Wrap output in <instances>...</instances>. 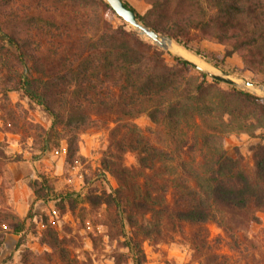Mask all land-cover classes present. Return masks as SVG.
Masks as SVG:
<instances>
[{
    "label": "trees",
    "instance_id": "obj_1",
    "mask_svg": "<svg viewBox=\"0 0 264 264\" xmlns=\"http://www.w3.org/2000/svg\"><path fill=\"white\" fill-rule=\"evenodd\" d=\"M122 1L143 25L213 67L237 55L264 86V0H142L148 5L143 13ZM202 41L219 43L223 53L192 47ZM165 53L106 0H0L2 121L40 151L58 150L64 141L66 163L73 166L80 135L112 117L101 168L117 185L83 200L92 223L106 226L108 241L116 242V264L125 258L145 264L143 242L173 234L201 264H232L222 247L244 264H264V251L256 254L249 234L257 213H264V144L253 149L252 170L239 152L231 156L224 147L231 133L255 137L264 129V97L214 79L170 52L168 62ZM10 91L43 107L50 126L24 118ZM141 115L153 128L135 122ZM126 152L135 154L136 165L124 164ZM33 191L43 201L55 193L43 175ZM69 195L74 213L78 199ZM32 218L31 212L21 218L11 209L0 211V253L8 233L19 235L16 247L25 243ZM209 223L223 235L212 237ZM43 225L39 241L50 251L26 249L21 264H42L54 255L79 264L69 256L68 240L47 221ZM102 241L91 236L94 248Z\"/></svg>",
    "mask_w": 264,
    "mask_h": 264
},
{
    "label": "rangeland",
    "instance_id": "obj_2",
    "mask_svg": "<svg viewBox=\"0 0 264 264\" xmlns=\"http://www.w3.org/2000/svg\"><path fill=\"white\" fill-rule=\"evenodd\" d=\"M127 1L139 13H143L148 7L142 0ZM114 22H118V20L115 19ZM192 47L200 48L207 54L221 55L224 51V47L215 41H202ZM181 49L186 50L182 46ZM164 51L166 60L172 62V57L167 54L170 51ZM196 57L210 65L204 59ZM219 69L228 71L234 77L251 80L262 90L252 91L247 87L240 86L255 95L264 97V86L258 84L259 76L245 67L237 55L228 57L222 68ZM8 96L12 103L20 105L18 111L29 122L39 124L45 129L50 126L52 119L43 107L30 101L20 92L10 91ZM111 118L105 119L106 124L100 122L99 127L89 128L80 135V159L70 166L66 163L64 141H61L58 150L40 151L30 137H23L20 132L7 130L0 112V151L4 153V156L0 153V211L11 209L21 218H25L29 212L33 216V223L31 225L28 223L24 233L25 243L23 245L16 247L19 235L12 233L6 235L1 248L0 264H21L22 252L26 249L42 255L50 251L46 245L39 241L45 221L52 225L60 237H65L68 240L66 247L69 256L78 259L79 264H116L113 258V252L117 249L116 242L108 241L106 226L92 223L88 211L89 206L83 200L86 195L108 192L117 185L115 179L101 168L103 153L109 146V128L113 126ZM135 122L143 129L153 128L152 122L145 115L136 118ZM257 134L255 137H249L245 133L234 132L227 135L224 140V147L228 153L231 156H236V152H239L243 162L250 170L253 169V149L264 144V129L257 131ZM124 164L127 166L136 165L135 154L126 152ZM41 175L45 176L55 190L53 197L44 201L37 200L33 191L34 183L40 180ZM60 194L62 195L60 196ZM66 195H69L71 199H78L74 213L71 211V205L68 203ZM257 215L259 222L251 226L249 234L256 239L258 247L256 254H259L264 251L262 232L264 213L258 212ZM207 227L212 237L223 235L222 230L215 224L209 223ZM91 236L102 237L103 241L99 247L92 246ZM142 246L146 254L145 264H201L193 255L188 244L178 234H173L172 239L162 240L158 243L145 240ZM118 250L126 251L124 248H118ZM219 251L230 255L232 264H244L237 254L230 252L226 247H222ZM42 264L66 263L54 255L51 261L44 260ZM121 264H132V261L125 258Z\"/></svg>",
    "mask_w": 264,
    "mask_h": 264
},
{
    "label": "water",
    "instance_id": "obj_3",
    "mask_svg": "<svg viewBox=\"0 0 264 264\" xmlns=\"http://www.w3.org/2000/svg\"><path fill=\"white\" fill-rule=\"evenodd\" d=\"M109 5L113 8L115 13L120 16L123 20L131 24L136 30H138L140 33L144 34L146 37H148L151 41L156 43L158 46H160L162 49L172 52L174 55L180 57L181 59L188 62L192 67L195 69L204 72L208 76L217 79L221 82L233 84V85H242L244 87L249 88L252 91L256 90H262L259 86L253 84L250 80L234 77L232 76L228 71L224 69H219L216 67H212V69L204 68L200 66L197 62L194 60L188 58L184 55L182 50L180 49L181 46L174 43L170 38L161 35L160 33L155 32L154 30L146 27L141 22H139L136 18V15L132 10L127 8L122 0H106ZM165 39L169 40V44H165ZM171 43L175 44L173 46Z\"/></svg>",
    "mask_w": 264,
    "mask_h": 264
},
{
    "label": "bare ground",
    "instance_id": "obj_4",
    "mask_svg": "<svg viewBox=\"0 0 264 264\" xmlns=\"http://www.w3.org/2000/svg\"><path fill=\"white\" fill-rule=\"evenodd\" d=\"M165 44H169V40L165 39ZM173 45V43H171ZM175 46V45H173ZM181 49V48H180ZM182 52L184 53L185 56H187L188 58L194 60L195 62H197L200 66L204 67V68H209V69H212V67L206 63H204L203 61H201L199 58H197L195 55L191 54L190 52L184 50V49H181Z\"/></svg>",
    "mask_w": 264,
    "mask_h": 264
}]
</instances>
